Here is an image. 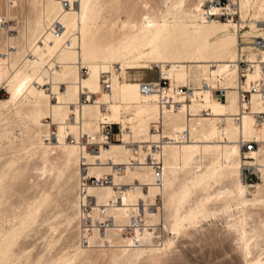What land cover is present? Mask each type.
<instances>
[{"label":"bare ground","instance_id":"obj_1","mask_svg":"<svg viewBox=\"0 0 264 264\" xmlns=\"http://www.w3.org/2000/svg\"><path fill=\"white\" fill-rule=\"evenodd\" d=\"M62 1H20L23 13L28 6L35 9L38 4L40 7L39 13L33 20L28 21L26 18L21 36L25 41L34 34L39 35V38H30V41L26 42L27 47H21L20 50L14 41L15 38L7 37L5 44L8 48L4 56L5 62L0 59V81L6 80L9 97L0 100V109H12L13 115L27 118L39 128L42 126L41 120L47 116L56 123V139L44 141L48 144L37 139L30 145L40 147L38 153L40 161L37 166L40 174L55 176V181L64 177L67 179L74 177L72 189L75 191V200L72 201V214L68 218V225L75 224L78 243L73 250L71 249L72 253H66V260H78L81 264H95L101 256L108 255L109 262L116 263L122 258L127 261L134 260L144 253L158 259L163 253L155 247L158 240L154 235V227L143 225L140 228L141 225L136 217L138 214L143 215L144 220L150 225L158 219L160 209L153 206L157 195L164 200L163 208H170L172 230L177 231L184 222L192 223L200 216H205L206 204L211 199H215L219 193H226L228 198L234 199L241 206L237 212L238 220L232 223L231 227L238 234L239 239L246 242L253 229L247 219L249 214L245 206H255L264 200V123L257 124L250 113H240V110L241 107L247 106L253 110H264V99H260L256 93L252 92L250 104L239 101L236 90L238 68L233 62L238 59L240 51L247 52L251 60H264V49L257 50L252 47L251 42H242L243 39H252L254 36L250 32L252 29L260 31L256 35L264 37V0H240L241 17L244 18L247 9L251 7L254 19V22L248 23L250 29L240 34L238 26L243 29V22L238 25L233 21L208 19L204 16L202 7L204 0H187L190 1L189 7H185L186 0H173V7L180 16L177 19L166 18L161 24L156 6H152L148 0H129V2L132 1V5L137 6L138 10H135L138 11V15L136 16L135 12L136 17L122 21L123 34L127 31V25L129 23L134 25L135 21H139L144 38L157 27L158 30L147 41L146 52H139L131 60L118 61L117 69L112 66V61H106L103 58L100 39L95 37V32L100 24H105L107 21L108 14L106 16L105 12L109 11L108 9L119 10L124 0H65L70 3L69 8H63ZM16 2L17 0L8 2L6 19L10 20L15 10L14 8L11 10L9 3ZM47 11L49 17L44 19L43 15ZM53 22H59L63 26V34L60 37H55L48 30V26ZM173 22L192 27L216 22L232 26L239 34L238 51L230 60L223 63L208 62L199 54H195L187 62L179 64L168 62L158 54L156 39L162 29L161 26ZM244 47H250L249 50L252 51L245 50ZM152 63L160 67L161 76L159 77L169 79L172 86L192 84L195 88V94L190 102L182 106L178 112H163L165 136H170L173 130L185 126L189 127L190 140L164 146L160 183H155L152 169L145 162L144 148L146 142L157 138L149 130L151 122H155L161 116L156 104V94L141 93L140 84L146 82L127 83L120 80L122 71L152 69ZM80 65L88 69L86 78L82 79L79 75ZM191 67L198 69L201 74L192 75ZM102 72H107L110 76V91L102 89L100 81ZM200 76L202 77L198 80ZM261 77L264 78V74L259 65L255 64L252 70L246 72L244 86H249ZM202 80L209 87L196 90ZM61 84H64L63 90L60 89ZM43 85H47L48 88L44 89ZM218 85L227 88L224 100L213 93L212 88ZM82 92H87L88 95L99 93L98 102L107 103V112L102 113L97 103L81 104L79 96ZM201 109L208 110L209 116L199 115L198 112ZM188 112L195 116L189 118ZM125 114L127 116H124ZM236 114L240 115L238 120L233 116ZM102 118L120 124L121 143L112 142L108 146H100L96 152L87 150L82 152L79 145L65 139L67 132L75 136L82 132L88 134L89 139H97V123ZM49 132L48 128L47 136ZM240 138L258 142L257 148L243 155L238 143ZM125 143L137 145L131 147ZM82 154L88 164V174L97 177H101L110 170L111 162L124 164L132 159L138 162L137 165L128 167L123 172L126 175L123 173L122 176L114 175V181L116 184H121L120 187L87 186L88 192L96 198V205L90 213L93 225L86 234L89 245L81 241L80 229L85 226L82 218L84 214L77 201L78 179L81 176L79 162ZM13 164L7 163L0 170V203L9 192V180L25 170ZM243 165L259 170L263 184L256 183L248 187L241 176ZM217 182L223 183L222 190L214 191L215 193L208 191ZM198 188L206 191L203 198L196 202L195 206H191L180 214L179 207ZM250 194L252 198H248ZM48 204L49 195L43 192L34 207L21 217L18 229L27 227L35 220L39 209ZM108 217H111L114 224L101 231L95 223ZM125 226L130 227L128 229L131 232L130 235L121 232V227ZM14 232V228H10V231L3 235V239L0 237L2 239L0 259H5L6 255L8 258L10 249H13L11 246L16 241ZM154 237H156V243H154ZM134 239H137L138 243L135 244ZM245 246L246 243L243 248ZM92 255L94 257H91ZM254 264H264V259L259 257Z\"/></svg>","mask_w":264,"mask_h":264},{"label":"rangeland","instance_id":"obj_2","mask_svg":"<svg viewBox=\"0 0 264 264\" xmlns=\"http://www.w3.org/2000/svg\"><path fill=\"white\" fill-rule=\"evenodd\" d=\"M9 1L12 2V0H0V59L3 62H5L4 56L8 48L5 44L7 37H14V41L20 50L21 47H27L28 43L26 42L30 41V38H39V35L34 34L32 37L30 35L28 41H25L21 36L26 18L31 21L39 13L40 7L38 4L35 9L28 6L23 13L21 0H17L16 3H9L11 10L13 8L15 10H13L14 13L8 20L5 18V13L6 8L9 7ZM148 1L152 6H156L160 24L166 18L177 19L180 16V13L173 7V0ZM235 1L237 4L240 2V0ZM128 2L129 0H124L122 3L124 6L122 5L123 7L121 6L117 11L108 9L109 11L105 12L106 16L108 14L107 21L105 24H100L95 32V37L100 39L103 58L106 61H112V66L115 69L119 67L118 61L122 59L131 60L139 52H146L148 50L147 41L158 30L157 27L144 38L140 31L139 21H135L134 25L132 23L127 25V31L123 34V29H121L123 22L138 15L137 6L132 5V1L129 2L130 4ZM185 3V7H189L190 1L186 0ZM133 4L135 3L133 2ZM129 13L132 16L131 18ZM48 14V11L44 13V19L49 17ZM172 24L179 23H169V25ZM244 24L243 29L238 26V31H241L239 34L250 29L247 22ZM5 26H8V28H5ZM9 26L11 27L9 28ZM161 27H168V25L163 24ZM250 32L252 35H256L260 31L252 29ZM242 42L247 43L251 42V40L243 39ZM242 42L240 38V44ZM179 48L183 57H187L195 50L194 45L189 41H180ZM244 49L249 50L251 48L244 47ZM212 52L213 50L211 49L206 53L207 59H210ZM230 52L231 50L228 49L225 55L228 56ZM167 61L173 62L172 59ZM151 67L152 69L141 71H122L120 80L127 83L158 81V77L161 76V69L155 63H152ZM191 70L192 75L196 74L199 76L201 74L198 69H192L191 67ZM79 75L82 79L87 77V74H81L80 69ZM193 81L196 82L195 80ZM193 81L191 82L194 83ZM43 87L44 89L48 88L47 85H43ZM63 88L64 84H61L60 89L63 90ZM96 96L99 97L100 94L97 93ZM8 97L7 82L3 79L0 81V100H5ZM80 103L82 104L83 102L80 101ZM124 116H127V114ZM66 119H68V116H66ZM41 123L42 126L39 128L33 121L13 115L12 109H0V170L7 163H14V166H20L25 169L22 174L9 180V192L0 203V237L2 238L5 233H8L10 228H14V233L16 234V241L13 244L16 245L15 247L11 246L13 249H10L8 253L9 259L7 255L5 259L1 258L2 261L0 259L1 264H27V262H29L28 264L30 262L31 264H81L78 260H66L67 257H65L69 252L72 253L74 246L78 243L75 224L68 225V218L72 214V201L75 200V191L72 189L74 177L69 179L64 177L55 181V176H43L40 174L41 172L39 173L37 166L40 161L38 157L40 147L37 145L32 147L30 144L37 141V139H41L43 143H46L44 142V137L47 136L46 131H48V128L50 131L55 129V132H57L56 123L49 116L43 118ZM223 124L225 126L224 121ZM165 131L166 129H164V133ZM116 138L118 140L112 142L121 143V134L116 136ZM213 141L218 140L213 139ZM253 171L254 174L248 182L244 180V174L241 172L242 180L248 184V187L256 183L263 184L259 170L253 169ZM120 175L122 176V174ZM123 175H126V173H123ZM222 184L217 182L208 191L218 192L222 190ZM43 192L49 195V204L39 209L37 216L34 218L35 220L23 228L24 230L18 229V222L21 217L24 216L26 211L34 207L38 197ZM205 193L206 191L201 188L194 190L188 200L179 207V213L183 214L185 210L187 211L191 206H195L194 204L201 200ZM248 198H252V195H248ZM163 201V198L157 195L153 206L160 210H156L159 212L158 219L151 223L152 225L144 220L143 215L138 214L136 216L141 225L140 228L143 225L150 228L151 226L154 227V235L158 240V242L155 241L156 237H154V243L157 242L159 244H155V247L163 253L158 259L153 258V256L150 257L148 253H144L131 261L122 258L116 263H110L109 256L104 255L95 264H248V262H250L249 264H254L257 258L261 257L264 259V200L255 206H245L249 214L247 219H249L251 229H253L249 233V239L247 238L246 242L241 241L238 234L231 227L232 223L238 220L237 212L241 206L234 199L228 198L226 193H219L215 199H211L206 204L207 212L205 216H200L192 223L184 222L177 231L172 230L171 210L170 208H163ZM17 230L19 231L16 232ZM242 242L243 244H241ZM245 243L246 246L243 248ZM10 256L12 257L10 258ZM94 256L96 255L94 254ZM94 256L92 255L91 257Z\"/></svg>","mask_w":264,"mask_h":264},{"label":"built area","instance_id":"obj_3","mask_svg":"<svg viewBox=\"0 0 264 264\" xmlns=\"http://www.w3.org/2000/svg\"><path fill=\"white\" fill-rule=\"evenodd\" d=\"M63 8H69L70 3L68 1H62ZM203 12L204 16L208 19H216V20H224V21H233L235 23H246L254 22L252 17V8H248L246 11V16L244 18L241 17V8L240 3H236L235 0H204L203 4ZM251 10V13H250ZM259 24V22H257ZM245 25V24H244ZM48 30L51 31L52 35L55 37H60L63 34V26L59 22H53L50 26H48ZM251 45L254 49H264V37L254 35L251 39ZM235 66L238 68V78L236 90L238 93L239 101L241 103L250 104L251 93L254 92L258 95L260 99H264V78H259L258 80L252 82L249 86H244L245 75L246 72L252 70L254 65L257 64L260 67L261 72L264 74V60H251L247 52L240 51L238 59L233 62ZM81 74H87L88 69L80 65ZM109 74L107 72H102L100 81L102 83V89L104 91L111 90V82L109 78ZM202 87H209L204 80L200 82L197 86L196 90H201ZM195 88L191 85H174L172 86L169 80L164 77H159L157 83L146 82L140 84L141 93L153 92L156 94V104L161 112L160 118H158L155 122H151L150 124V132L157 136V138L151 140L150 142H146L145 148V162L152 169V173L154 174L155 183H160L162 170H163V152L164 146L168 144H178L182 142H186L190 140V131L189 127H183L178 130H173L172 135L165 136L164 133V124H163V112H178L182 106L188 104L191 98L195 94ZM213 93L219 99L224 100L226 95L227 88L218 87L212 88ZM79 101L83 103H97L101 112H107V103L98 102L96 94L92 93L88 95L87 92H82L79 96ZM248 112L251 116L254 117V120L257 124L264 123V110L257 109L253 110L250 106L241 107L240 113ZM199 115L209 116V111L206 109H201L198 112ZM195 115H191L188 112V117L191 118ZM234 118L238 120V114L233 115ZM98 138L97 139H89L88 134L80 133L75 136L74 134L67 132L65 135V139L70 143H75L82 148V152L85 150L89 152H96L99 150L100 146H108L112 141L118 140L116 136L121 134L120 124L107 121L106 118H102L98 121ZM221 129V128H220ZM53 139H56L55 129L49 132V135L44 137V141L49 142ZM241 146L242 154L245 155V152H250L251 150L257 148L258 142L254 140H244L240 138L238 141ZM128 146L135 147L136 143H125ZM136 160H129L128 163L124 164H116L111 162L109 165V171L103 174L101 177H97L95 175L88 174V164H86V160L82 154L81 160L79 162V168L81 172V176L79 177V183L77 188V201L79 208H81L84 216V225L80 230L82 231L81 241L85 245H89L86 234L90 231V227H92L93 223L90 217V213L92 208L96 205V198L92 194L88 192L87 186L91 185L93 187H102V186H114L120 187L121 184H116L114 181L115 174H122L128 167H133L137 165ZM241 172L244 174V180L246 182L249 181L251 176L254 174L253 167L249 165H243ZM97 227L104 231L105 227L113 226L114 222L111 217L105 218L101 221H97L95 223ZM130 227L125 226L121 227V232L124 234H130ZM142 228V227H141ZM134 243H138L137 239H134Z\"/></svg>","mask_w":264,"mask_h":264},{"label":"crops","instance_id":"obj_4","mask_svg":"<svg viewBox=\"0 0 264 264\" xmlns=\"http://www.w3.org/2000/svg\"><path fill=\"white\" fill-rule=\"evenodd\" d=\"M238 32L232 27L221 22L210 23L192 27L187 24H172L162 28L156 39L158 54L164 59H172L175 64L187 62L195 54L211 63H223L232 58L238 51ZM180 41H189L194 45L195 50L183 57L180 48ZM218 44H217V43ZM217 44V45H216ZM213 50L210 59L206 53ZM230 49L228 56L225 52Z\"/></svg>","mask_w":264,"mask_h":264}]
</instances>
